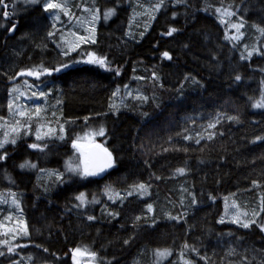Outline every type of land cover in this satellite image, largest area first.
Instances as JSON below:
<instances>
[{"label": "trees", "instance_id": "1", "mask_svg": "<svg viewBox=\"0 0 264 264\" xmlns=\"http://www.w3.org/2000/svg\"><path fill=\"white\" fill-rule=\"evenodd\" d=\"M134 2L87 0L100 21L97 41L81 49L106 66L57 71L79 52L58 61L53 49L33 51L30 39L17 56L7 34L17 23V33L38 39L41 1L0 0V141L10 81L40 63L66 122L53 137L22 132L0 149V192L17 191L28 224L15 251L6 237L0 242V264L22 255L32 264H76L73 248L97 264H159V251L169 252L161 264H264L263 226L222 220L232 195L258 207V221L264 216V107H256L264 102V0H159L146 29L133 26ZM126 86L141 94L115 107L116 88ZM90 129H103L110 170L38 176L66 169Z\"/></svg>", "mask_w": 264, "mask_h": 264}, {"label": "rangeland", "instance_id": "2", "mask_svg": "<svg viewBox=\"0 0 264 264\" xmlns=\"http://www.w3.org/2000/svg\"><path fill=\"white\" fill-rule=\"evenodd\" d=\"M23 1L25 3H40L41 1V8L46 13V19L44 20L45 23L42 22L41 24L39 22L38 24H41V27H38L40 34L35 35V37H39L38 39L24 31L16 32L12 36L14 38L10 47L13 54L22 56L29 46L27 44L30 39H35L33 40V51L38 49L46 54L48 49H53L55 50L53 59L58 61L79 52V56L75 60L68 61L70 66L74 64L96 65L88 62L90 58H102L93 52H86L81 49L83 46L97 41L100 21L98 8L87 5V0ZM49 4L57 5L58 7L49 8ZM159 5V0H135L131 15L133 26L137 25L143 29L148 28L151 19L158 13ZM233 26L239 29L237 25L234 24ZM136 31L137 29L131 27L128 31V36H131ZM254 51L257 52V49L252 50V52ZM248 54L244 52V56ZM8 62H11V60L9 59ZM65 68V64L58 65L60 70ZM49 70V68L40 63L34 68L18 71L10 81L9 112L1 122L3 138L0 144L3 147L9 141H16L18 134L22 132L25 135L34 133L38 139H44L53 137L55 134L63 132L66 128L65 119L60 113V99L56 97L51 101V95L45 91L44 85L46 83L43 79L48 76L47 74H51ZM29 73L33 74L30 75ZM140 94L139 90L130 86L116 88L113 105L119 107L127 98H133ZM100 131L101 129H90L79 134L74 143L75 153H70L65 162L67 163L66 169H41L38 176L62 177L66 171L86 176L84 174L85 170L96 175L103 174V171L90 169L87 160V150L90 146L100 144L106 148L99 140ZM112 166H114V162ZM128 193L130 191L123 194ZM0 206L2 207L0 209V242L4 243L3 241H5L6 237L7 241L5 243L11 250L15 251L19 244L24 242H18V240L28 236V224L17 191L6 190L2 193L0 192ZM260 216L261 210L258 207L251 205L247 199L242 198L240 195H232L227 198V209L222 220L238 223L242 226L243 224L250 226L253 223H258L264 228V216L261 221H258ZM162 252L164 251H159L156 255V260H159V264L169 255L167 251L166 255H159ZM72 257L76 264L77 262H95V255L81 248H73ZM9 264L32 263L30 257L22 255Z\"/></svg>", "mask_w": 264, "mask_h": 264}, {"label": "water", "instance_id": "3", "mask_svg": "<svg viewBox=\"0 0 264 264\" xmlns=\"http://www.w3.org/2000/svg\"><path fill=\"white\" fill-rule=\"evenodd\" d=\"M3 4H4L5 12H7L8 4L5 2H3ZM5 17L7 19L10 18L9 14H6ZM9 29H10L9 35H14L17 30V23L11 25ZM162 55L163 57H165L164 54ZM87 160H88V165L90 169L94 171H99L100 169H103V171L105 172L111 169V166L113 163V157H112L111 152L108 149L101 146L100 144H94L89 147V149L87 150ZM108 164H110L111 166L105 167V165H108ZM78 264H81V263H78ZM82 264H96V263L86 262Z\"/></svg>", "mask_w": 264, "mask_h": 264}, {"label": "snow or ice", "instance_id": "4", "mask_svg": "<svg viewBox=\"0 0 264 264\" xmlns=\"http://www.w3.org/2000/svg\"><path fill=\"white\" fill-rule=\"evenodd\" d=\"M48 7H49V8H52V7H58V6H57V5H53V4H49ZM107 15H111V11H110L109 13H107L106 16H107ZM174 31H176V30H175V29H172L168 34L171 35V33L174 32ZM249 55H251V53H249ZM164 56H165V57H168V53L165 52V53H164ZM88 62H89V63H92V64L99 65V66H101V67H104V66L106 65V60H105L104 58L92 57V58H90V60H89ZM56 70L59 71L60 69H56ZM29 74L31 75V74H33V73H29ZM236 79L239 80L240 77L237 76ZM256 107H264V102H262V103H258V104L256 105ZM100 134H101V135L103 134V129H101ZM12 142L15 143V141H12ZM2 147H3V145L0 144V148H2ZM31 147L35 148V147H38V145H35V144H34V145H31ZM109 155H110V154H109ZM0 158H2V157H0ZM25 166H26V165H21V167H25ZM110 166H111L110 164L105 165V167H110ZM99 171H103V169H100ZM178 171L182 173L184 170H183V169H178ZM84 174H85V175H92V174H95V173H90V172H88L87 170H85ZM139 187L142 189L144 186H143V185H140ZM81 199H82V197H81ZM89 219H92V217H89ZM243 227L247 228V227H249V225H248V224H243ZM25 234H26V233H25ZM9 251H11V249H9ZM76 251H79V250H76ZM166 254H167L166 252L159 253V255H161V256L166 255Z\"/></svg>", "mask_w": 264, "mask_h": 264}, {"label": "flooded vegetation", "instance_id": "5", "mask_svg": "<svg viewBox=\"0 0 264 264\" xmlns=\"http://www.w3.org/2000/svg\"><path fill=\"white\" fill-rule=\"evenodd\" d=\"M11 25H12V24H11ZM7 32H8L7 34L9 35V29H8ZM9 36H11V35H9ZM4 38H5V37H2V40H4ZM3 42H4V41H3ZM54 52H55V50H54ZM40 53H42V52H40ZM42 54H44V53H42ZM67 63H68V62H66V64H65V65H66V69H69L71 66H70L69 63H68V64H67ZM57 66H58V64L56 63V64H55V67H57Z\"/></svg>", "mask_w": 264, "mask_h": 264}, {"label": "bare ground", "instance_id": "6", "mask_svg": "<svg viewBox=\"0 0 264 264\" xmlns=\"http://www.w3.org/2000/svg\"><path fill=\"white\" fill-rule=\"evenodd\" d=\"M10 30V29H9ZM109 150V149H108ZM110 151V150H109ZM90 168V167H89ZM77 263H79V262H77Z\"/></svg>", "mask_w": 264, "mask_h": 264}]
</instances>
